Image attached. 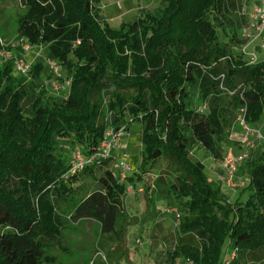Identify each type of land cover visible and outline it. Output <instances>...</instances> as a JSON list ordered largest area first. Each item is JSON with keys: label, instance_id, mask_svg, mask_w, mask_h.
Here are the masks:
<instances>
[{"label": "trees", "instance_id": "16d2710c", "mask_svg": "<svg viewBox=\"0 0 264 264\" xmlns=\"http://www.w3.org/2000/svg\"><path fill=\"white\" fill-rule=\"evenodd\" d=\"M18 3V37L43 45L71 82L58 97L43 85L41 60L23 84L12 60L0 65V264H55L47 251L81 220L116 235L125 182L141 183L160 160L175 173L155 191L179 215L170 264H264V140L238 164L245 198L233 203L191 155L203 149L219 158L239 117L253 126L264 117V59L250 65L241 53L245 0H162L118 29L99 0ZM131 123L141 126L136 179L120 181L112 156L68 173L60 142L87 158L108 128L127 132ZM81 177L92 188L77 198ZM57 202L70 205L65 219Z\"/></svg>", "mask_w": 264, "mask_h": 264}, {"label": "rangeland", "instance_id": "374dc122", "mask_svg": "<svg viewBox=\"0 0 264 264\" xmlns=\"http://www.w3.org/2000/svg\"><path fill=\"white\" fill-rule=\"evenodd\" d=\"M162 0H99L98 8L106 19L108 25L113 29H118L122 24L134 21L141 9L154 12L160 6ZM23 13V9L18 0H0V39L11 49V45L21 40L17 34V19ZM260 41L254 46L248 47L247 52L260 47ZM256 51V50H255ZM18 54L17 51H11ZM261 53V55H260ZM43 54L47 56L44 49ZM258 59H264V50L257 51ZM31 60V58H28ZM41 80L47 81L50 77L48 63L41 60ZM2 59L0 58V65ZM62 71L63 76L65 75ZM16 83L23 84L27 77L13 72ZM51 91L47 85L46 88ZM69 87L62 92V97L66 98ZM128 122L127 118L122 121V126ZM251 130H259L264 136V117L258 126L248 125ZM242 129L235 124L229 135V144L224 145V151L219 158H214L204 152L203 149H194L192 156L202 161L204 171L209 179L214 183H219L220 191L225 195L230 203L236 199H244L243 187L231 188L224 180L225 172L221 169L222 160L225 157L238 156L247 153V149L238 143ZM126 136L114 146L111 151L114 164L122 162L123 155L126 154L131 166L126 177L136 179L141 162V126L131 123ZM250 142L255 140V136L249 134ZM60 147L64 154L71 156L72 149L67 141L60 142ZM114 164L109 165V169L117 174L118 170ZM174 167L167 161L160 160L151 171L142 175V182L126 183V192L123 197V220L118 226V233L114 236L101 235L99 225L91 220H81L76 224H69L63 231L61 245L51 247L47 253L55 257V264H170V255L178 238L177 212L173 206L168 205L165 200H156L155 191L164 189L174 179ZM234 183L244 182L245 178L240 173H235ZM80 185L81 197L91 190L92 181L90 178H80L77 182ZM76 184V185H77ZM144 184L150 186L147 191ZM57 209L64 219L70 211V205L57 202ZM168 208L167 212L162 209ZM174 264H181L178 259Z\"/></svg>", "mask_w": 264, "mask_h": 264}, {"label": "built area", "instance_id": "2783aa9c", "mask_svg": "<svg viewBox=\"0 0 264 264\" xmlns=\"http://www.w3.org/2000/svg\"><path fill=\"white\" fill-rule=\"evenodd\" d=\"M241 15L247 17V25L241 30V38L245 40V45L241 49V53L247 60L248 64L253 65L258 62L257 51L264 50V0H245V3L241 10ZM260 41V47L252 49L251 52H247L248 47H253L256 42ZM43 45H32L24 39L11 45V49L0 39V58L2 62L12 60L13 70L28 78L29 71L37 60H44L48 63L50 69V77L47 81L43 82L44 87L47 85L51 89V93L55 96L61 97L62 92L66 87H69L71 79L63 76L60 66L52 60L46 58L43 54ZM256 50V51H255ZM11 51H17L18 54H13ZM31 58V60H28ZM237 124L241 127L242 132L239 136L238 143L244 148L253 149L257 143L264 140V136L261 135L259 130H251L245 123L242 117H239ZM255 136V140L250 142L249 134ZM126 130L124 128L114 129L108 128L104 134L100 143V152L93 154L89 157H84L79 150L72 152L69 159L68 173L73 176L80 173L86 166L91 165L98 157L107 158L111 156V151L114 146L126 136ZM122 162L115 164V168L118 170L120 181H124L125 175L130 171L131 166L128 156L124 154ZM247 157V153L239 154L238 156L225 157L221 163V169L225 172L224 180L230 185L231 188H238L244 185V182L234 183V175L236 173L238 164L244 161ZM169 209H162V212H167ZM177 212V211H176ZM176 220L178 222L179 215L177 213Z\"/></svg>", "mask_w": 264, "mask_h": 264}, {"label": "crops", "instance_id": "0c3cea01", "mask_svg": "<svg viewBox=\"0 0 264 264\" xmlns=\"http://www.w3.org/2000/svg\"><path fill=\"white\" fill-rule=\"evenodd\" d=\"M261 43V42H260ZM260 55H261V53H260Z\"/></svg>", "mask_w": 264, "mask_h": 264}]
</instances>
